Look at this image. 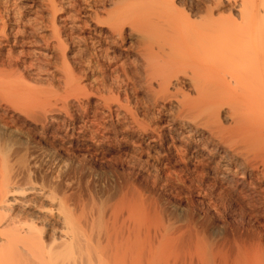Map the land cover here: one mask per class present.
Instances as JSON below:
<instances>
[{
    "label": "bare ground",
    "instance_id": "obj_1",
    "mask_svg": "<svg viewBox=\"0 0 264 264\" xmlns=\"http://www.w3.org/2000/svg\"><path fill=\"white\" fill-rule=\"evenodd\" d=\"M181 1L47 0L45 24L0 0V264H264V0H233L228 15L222 0L202 11ZM36 49L54 56L43 63ZM50 64L60 79L40 78ZM95 94L128 124L117 133L162 150L154 124L170 118L156 160L204 196L205 218L151 216L131 188L88 214L44 180L49 206L26 200L39 185L29 146L65 140L71 127L54 117L74 120L73 102L84 127L100 125L86 104ZM20 119L36 130L29 145Z\"/></svg>",
    "mask_w": 264,
    "mask_h": 264
},
{
    "label": "rangeland",
    "instance_id": "obj_2",
    "mask_svg": "<svg viewBox=\"0 0 264 264\" xmlns=\"http://www.w3.org/2000/svg\"><path fill=\"white\" fill-rule=\"evenodd\" d=\"M184 1H181L180 3L183 2L182 4H184ZM212 1L214 2L215 0H197V8L199 10L201 9L200 11H202L204 10L203 8H205L204 3L209 2L212 4ZM234 1L237 4V2L240 3L242 0ZM234 1L222 0V4L219 8L221 9L220 15H228V13L232 11L233 8H235L234 5L236 4ZM3 2H9V4L12 5L15 4L17 9H20L24 16L30 21L35 22V20H38L41 23L45 22L46 24L50 19V11L47 7V0H3ZM187 7L188 9L190 8L189 4H187ZM43 34L49 37V32H43ZM21 49L22 48H15L14 50L16 52L20 51ZM36 51L42 54L40 59L46 64L51 60V57L54 56V51L52 52L41 49H36ZM5 52L7 53V51H4V53ZM50 66L51 68L47 66L49 72L45 76L39 77L44 79V81H50L52 78L51 74L54 72L56 79H60L61 73L55 69V67H53L54 65L50 64ZM26 77L29 76L26 74ZM95 89H100V86L95 85ZM141 96L143 97V94ZM98 99L99 96L95 94L90 97V100H88V103L86 104L87 109H90L88 110L90 113H88L91 119H94V112H97L96 116L98 118L97 120L99 121L98 124H100L101 127H99L100 125L97 126L90 123L84 127L82 122L77 119L80 118L81 114L84 115L85 109L82 110L81 108H78L77 103L73 102L72 104L74 106L72 105V112L75 118L72 119L74 120L66 118L65 115H57L54 117L57 121V125H63L66 123V127L68 125L69 128L71 127L68 131V134L65 131L67 134V139L65 138V140L61 141L60 139L48 138L50 142L42 145L44 147H39L38 145L33 144V147L32 145L29 146L30 152H28V156H30V158L27 157V159L30 161H28L29 167L31 166L30 164H32V176L34 175L35 179H39H37L34 184L39 185L37 187L34 185L36 187V191L38 190V193H33L26 200L35 199L38 201V204H48L49 199L46 197V194H48L46 189H48L53 184H59L62 191H66L65 193L67 196L70 195L71 207H73V209H78V211L79 209H83L84 212L88 214L90 210V212H95L101 208L110 207L116 204L122 199L123 193L127 189L131 188L130 192L131 194L134 192L132 194L134 199L136 198V201L140 199L138 202L141 203L145 208H148L149 212H153L152 214L150 213L151 216L154 214L161 216L163 214L161 217H173L174 219L191 218L190 216H192V218L197 217L198 219L205 218V216L208 215V207L204 196L199 194L196 189L192 188L191 190L189 186L192 184H190V182L187 181V184L185 185L179 182L178 178H176L177 176L175 174L174 168L166 167L165 169V164L163 161L157 162L156 160L158 158L157 155H162L166 152L169 154L168 147L172 144L171 138L174 136L167 123L170 118L167 117V120L165 119L162 122L155 121L154 124L156 129L154 140L159 138L162 140V143L165 147L163 148L164 150H162L159 144H156V142L153 143V139H145L144 142L136 135L130 136L129 134L123 135L121 133H117L116 128L124 129L126 133V129H129L128 124H120L117 122L115 117L111 118L108 115V111H104V108L99 105ZM85 102H87V100H85ZM168 107L172 108V106ZM153 111L154 110L150 111V115L153 113ZM77 112L79 113L77 114ZM20 120L21 121L19 122V125L22 128L24 127L23 130L25 132L23 131L21 134L17 133L16 131V135L21 134L17 135L16 138L17 140H23L21 141L23 144L29 145L30 141L27 137L29 135L28 131L36 132V130H34L30 124L24 122L23 119ZM83 128L86 129L83 130ZM95 130L97 131L95 132ZM65 132L61 133L60 135H65ZM20 146H22V144L17 145V149H20ZM31 149L33 150L31 151ZM137 173L138 175L135 176ZM127 180L129 182H127ZM42 182L45 184V186H47V188L45 187L46 193H44V191H40V189L43 188L41 187L43 185ZM208 183L211 182H205L206 185ZM39 193L42 196H39ZM146 205H148V207ZM157 211L159 214L155 213ZM209 212L211 211L209 210ZM40 225L42 226V224Z\"/></svg>",
    "mask_w": 264,
    "mask_h": 264
}]
</instances>
